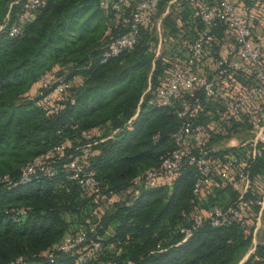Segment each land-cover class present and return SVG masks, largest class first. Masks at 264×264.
I'll return each mask as SVG.
<instances>
[{
    "label": "trees",
    "instance_id": "1",
    "mask_svg": "<svg viewBox=\"0 0 264 264\" xmlns=\"http://www.w3.org/2000/svg\"><path fill=\"white\" fill-rule=\"evenodd\" d=\"M23 3L0 0V27L8 14L9 23L14 22ZM99 3L49 0L23 34L10 37L0 31V264L21 257L26 264H76L73 256L55 253L50 260L43 253L52 251L66 235L87 228L101 214L103 199L69 180L64 168L73 155L71 150L77 154L86 143L85 132L95 127L106 130L107 139L92 149L86 168L95 173L107 194L123 193L135 177L158 166L160 156L174 148L172 135L179 124L175 111L184 97L166 108L156 107L154 100L177 58L172 63L156 61L149 89L144 79L153 59L144 42L145 30L155 13L144 19L135 50L102 63L106 15ZM173 14L165 23L187 51L202 24L195 14L177 10ZM54 69L70 80L80 77L84 83L73 87V101L62 103L58 113L50 114L39 96L30 92L46 71ZM226 89L220 99L229 92L232 95L234 85ZM206 107L209 122H216L219 103ZM65 142L66 158L56 165L53 177L39 174L26 184L20 182L21 169L27 163ZM256 164L252 166L254 178L262 174L257 170L260 160ZM5 176L11 181H3ZM195 180V171L188 169L172 187L144 189L131 202L116 201L102 216L101 232H111L104 254L88 264H239L253 244V222L246 227L205 226L181 243L179 229L187 223L184 213L212 205L228 207L216 202L222 196L217 194L219 190L212 199L197 200ZM257 186L249 195L253 203L261 195ZM21 209L26 211L24 215L17 214ZM127 236L130 240L121 248L109 246ZM159 244L165 250L152 253ZM261 251L258 246L244 264L255 263V255L262 259Z\"/></svg>",
    "mask_w": 264,
    "mask_h": 264
},
{
    "label": "built area",
    "instance_id": "2",
    "mask_svg": "<svg viewBox=\"0 0 264 264\" xmlns=\"http://www.w3.org/2000/svg\"><path fill=\"white\" fill-rule=\"evenodd\" d=\"M165 1L100 0L99 7L106 15L101 62L135 50L144 19ZM48 3L49 0H24L14 22L9 23L8 14L0 31H6L10 37L23 34L25 26L33 22L38 11ZM166 3L172 13L174 10L184 12L183 6L187 7L189 3L196 4L195 15L202 29L188 46L189 59L185 63L176 62L158 87L154 100L156 107L166 108L184 97L175 111L179 124L172 135L174 148L160 156L158 166L135 177L123 195L128 194L133 201L144 189L172 187L184 171L193 169L196 176L193 195L197 200H201L213 185L220 189L232 185L239 197L226 208L212 205L184 213L187 223L179 229L183 237L181 243L193 238L205 226L220 228L238 224L246 227L252 222L256 237L264 230V176L254 178L252 175V166L264 158V35H257L264 27V17L235 0H170ZM83 83L80 77L70 80L55 69L48 70L40 79L39 102L50 114H56L62 103L73 101V87ZM232 85L233 94L229 92L228 97L220 99V93L228 91L226 87ZM211 102L219 103L221 107H217L219 119L216 122L208 120L206 105ZM244 128L250 133L249 141L233 146L222 157L211 155L207 148L210 136H229ZM84 137L86 143L77 154L69 156L65 173L89 194L102 198L104 205L99 209L101 214L96 221L66 235L52 251L43 253L50 260L55 259V253H63L73 256L76 264H88L91 258L103 255L111 232L108 229L101 232L102 216L116 201H121L119 194H107L95 173L86 168L92 149L107 139L105 129L95 127L85 132ZM66 152L65 142L38 155L21 169L20 182L26 184L39 174L53 177L56 165L66 158ZM3 181L10 182V176H5ZM258 184L261 195L253 203L249 195L257 190ZM253 204L257 207L255 214L252 213ZM25 213L24 209L17 212L18 215ZM128 240L129 236L117 239L109 246L121 248ZM164 250L159 244L152 253ZM254 260L253 264H264L258 255ZM9 264H26V260L21 257Z\"/></svg>",
    "mask_w": 264,
    "mask_h": 264
},
{
    "label": "rangeland",
    "instance_id": "3",
    "mask_svg": "<svg viewBox=\"0 0 264 264\" xmlns=\"http://www.w3.org/2000/svg\"><path fill=\"white\" fill-rule=\"evenodd\" d=\"M17 2L16 4H18ZM185 8L186 12H189L190 14H195V10L197 9L196 4L189 3L187 7L183 6ZM170 15H174L171 11L170 5L168 3H163L160 8L155 12V18L153 19L151 25L149 26V29L145 30V40L144 42L150 46L149 50L151 51V55L153 56L152 62H151V71L147 75H145V80L148 83V89L151 85V79L153 71L156 68V61L157 60H165V63H172V58H177V63L180 62H186L189 59L188 52L186 50H183L182 47L179 45L180 39L178 37H174L171 33L170 29H168V26L166 25V18ZM177 23L176 19H173ZM147 52V51H146ZM212 55L211 57H213ZM206 56V60H207ZM176 64V63H175ZM68 73H71L70 70H65ZM39 93H35L34 97H36ZM106 131V130H105ZM251 139L250 133L244 128L242 130L234 132L232 135L226 136L225 138L220 137H213L210 136V142L207 144V148L211 151V155L214 156V158L222 157V155L225 152H228L233 146H239ZM71 150V153L74 154L76 151ZM263 164V166H261ZM256 163L254 166L256 167ZM261 166V167H260ZM260 166H258L257 170H260L262 174H264V159H260ZM261 174V176H262ZM217 194L222 195L219 200H216L217 203L222 204L223 206H229L231 205L238 197V193H234V187L231 185L226 189H220ZM235 194L237 195L235 197ZM119 196L126 201L131 202L132 199L129 198L128 194L119 193ZM251 200V199H250ZM200 202V201H199ZM201 202H204L203 200ZM202 204V203H201ZM208 205V204H207ZM204 206V205H203ZM205 207V206H204ZM107 210V209H106ZM253 212L257 211L256 204H253L252 206ZM255 236L253 240V245L251 248L246 252L243 259L239 264L245 263L253 254H255L256 249L254 245ZM258 240V246L262 247L261 255L262 259H264V230H260L257 236ZM243 263V264H244ZM264 263V262H263Z\"/></svg>",
    "mask_w": 264,
    "mask_h": 264
},
{
    "label": "crops",
    "instance_id": "4",
    "mask_svg": "<svg viewBox=\"0 0 264 264\" xmlns=\"http://www.w3.org/2000/svg\"><path fill=\"white\" fill-rule=\"evenodd\" d=\"M168 1H170V0H166L165 2H168ZM235 1L240 3L241 5H244V6L248 7V8H250V9H253V10L259 12L264 17V0H235ZM257 35L260 36V37L264 35V27H262V28H260L258 30ZM39 88H40V82L34 85L33 89L30 92V95L34 96L35 93L38 92ZM138 113H139V111H138ZM138 113L136 114L135 118L137 117ZM218 190L219 189L216 188L215 185H213L211 187V189L208 190L207 195L202 198L203 201L204 200H208V199H212L213 197H216V192ZM118 201H120V199ZM121 201L125 202L126 200L121 198ZM255 238L256 239L254 241V245H255V249L257 250L259 242L257 240V236ZM253 240H254V238H253Z\"/></svg>",
    "mask_w": 264,
    "mask_h": 264
},
{
    "label": "water",
    "instance_id": "5",
    "mask_svg": "<svg viewBox=\"0 0 264 264\" xmlns=\"http://www.w3.org/2000/svg\"><path fill=\"white\" fill-rule=\"evenodd\" d=\"M243 263H244V262H243ZM243 263H242V264H243Z\"/></svg>",
    "mask_w": 264,
    "mask_h": 264
}]
</instances>
